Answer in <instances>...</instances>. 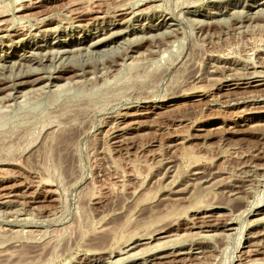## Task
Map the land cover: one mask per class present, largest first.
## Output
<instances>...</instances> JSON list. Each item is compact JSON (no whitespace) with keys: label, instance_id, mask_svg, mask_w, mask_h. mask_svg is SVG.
<instances>
[{"label":"rangeland","instance_id":"obj_1","mask_svg":"<svg viewBox=\"0 0 264 264\" xmlns=\"http://www.w3.org/2000/svg\"><path fill=\"white\" fill-rule=\"evenodd\" d=\"M114 263L264 264V0H0V264Z\"/></svg>","mask_w":264,"mask_h":264},{"label":"bare ground","instance_id":"obj_2","mask_svg":"<svg viewBox=\"0 0 264 264\" xmlns=\"http://www.w3.org/2000/svg\"><path fill=\"white\" fill-rule=\"evenodd\" d=\"M229 224H230V222L226 219V221H224V223L222 224V225H224L227 229H231V228H228L229 227ZM226 236V235H225ZM136 244L134 243V246H135ZM129 250V249H128ZM121 254V253H120ZM131 257V256H130ZM130 259V258H129ZM131 259H132V257H131ZM120 261V260H119ZM122 261V260H121ZM120 261V262H121ZM124 261H127V260H124ZM132 261V260H131ZM130 262V261H129ZM115 264V263H114ZM121 264V263H120Z\"/></svg>","mask_w":264,"mask_h":264}]
</instances>
